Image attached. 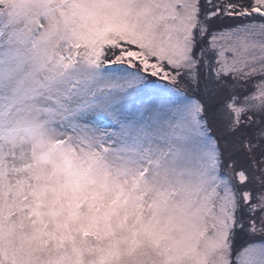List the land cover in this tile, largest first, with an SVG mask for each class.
Listing matches in <instances>:
<instances>
[{
  "label": "snow or ice",
  "instance_id": "obj_1",
  "mask_svg": "<svg viewBox=\"0 0 264 264\" xmlns=\"http://www.w3.org/2000/svg\"><path fill=\"white\" fill-rule=\"evenodd\" d=\"M0 264H264V0H0Z\"/></svg>",
  "mask_w": 264,
  "mask_h": 264
}]
</instances>
